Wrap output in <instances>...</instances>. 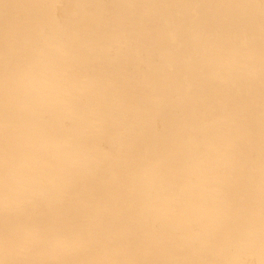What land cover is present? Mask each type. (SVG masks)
Segmentation results:
<instances>
[{"label":"bare ground","instance_id":"1","mask_svg":"<svg viewBox=\"0 0 264 264\" xmlns=\"http://www.w3.org/2000/svg\"><path fill=\"white\" fill-rule=\"evenodd\" d=\"M262 235L261 0H0V264H262Z\"/></svg>","mask_w":264,"mask_h":264},{"label":"snow or ice","instance_id":"2","mask_svg":"<svg viewBox=\"0 0 264 264\" xmlns=\"http://www.w3.org/2000/svg\"><path fill=\"white\" fill-rule=\"evenodd\" d=\"M262 5H264V0H261ZM16 245H23L25 242L20 239H16L13 241ZM262 247H264V235H262ZM5 264H42V262H35V261H9L5 262ZM228 264H233V262H228ZM264 264V262H262Z\"/></svg>","mask_w":264,"mask_h":264}]
</instances>
